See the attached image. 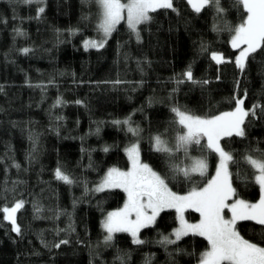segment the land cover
<instances>
[{
  "label": "trees",
  "instance_id": "trees-1",
  "mask_svg": "<svg viewBox=\"0 0 264 264\" xmlns=\"http://www.w3.org/2000/svg\"><path fill=\"white\" fill-rule=\"evenodd\" d=\"M173 2L175 11L160 9L138 26L139 40L121 21L103 48L85 49L87 38L101 34L98 0H46L38 18L36 4L0 0V264H196L209 247L204 237L189 234L175 244L160 243L178 225L174 209L141 229L145 243L116 233L105 244L103 219L123 205L126 194L93 191L111 167H129L125 150L135 141L141 160L165 175L177 193L214 176L219 157L206 139L187 152L177 150L186 129L173 107L213 116L234 109V98L244 93L246 109L261 106L246 118L243 137L221 139L236 161L229 170L237 197L248 202L260 197L257 173L245 157L264 154V54H253L243 71L234 62L238 50L231 47L234 33L225 22L230 28L243 22L238 0H221L222 16L211 8L196 13L187 0ZM17 29L25 35H17ZM24 48L31 51L25 54ZM213 52L226 62L217 64ZM189 67L194 80L208 83L184 79ZM124 120L139 134L114 123ZM158 135L174 144L171 156L155 150ZM196 156L207 160L205 176L189 179L173 171L190 166ZM57 167L74 182L56 179ZM21 199L18 235L2 209ZM186 214L191 220L200 217L192 209ZM236 228L264 246V226L239 221ZM65 239L68 244L54 247Z\"/></svg>",
  "mask_w": 264,
  "mask_h": 264
},
{
  "label": "snow or ice",
  "instance_id": "snow-or-ice-1",
  "mask_svg": "<svg viewBox=\"0 0 264 264\" xmlns=\"http://www.w3.org/2000/svg\"><path fill=\"white\" fill-rule=\"evenodd\" d=\"M23 2L38 5L37 18L45 12V7L42 5L46 0H23ZM98 3L102 9L99 31L103 33V38L99 41L86 40L85 49L103 48L108 37L122 20L126 21L128 28L139 40L138 26L150 22L151 13L160 9L176 10L173 0H98ZM187 3L196 13L211 8L215 10L217 16H222L226 11L221 5V0H187ZM238 3L245 14L243 22L234 28L228 27L225 22V27L234 33L230 41L231 47L238 50L234 62L243 71L253 54L258 51L264 54V0H238ZM16 33L25 35L19 29ZM22 51L28 54L31 50L24 48ZM211 59L217 64L226 62L222 53H211ZM183 77L194 84L208 83L206 80L200 82L194 80L191 67L183 73ZM182 82V80L178 81V83ZM246 96L247 93H244V98H234V110L207 117L191 114L188 109L172 108L178 123L186 129L185 133L178 137L177 150L184 148L187 152L189 145H199L201 140L206 139L207 147L219 157L215 175L207 179L202 186L193 187L185 194L173 191L165 175L142 162L138 143H132L126 148L130 167L127 170L117 167L108 169L101 182L93 189L95 192L121 189L127 194L123 207L107 213L102 222L106 232L105 244H110L116 233H129L134 244L145 243L139 237L141 229L154 225L157 217L165 209H174L179 227L171 234L174 239L165 236L160 243L175 244L189 234L198 235L204 237L209 245L202 253L199 264H264V246L245 239L236 228L239 221H254L264 226V154L258 158L251 155L245 157L246 162L257 173L254 178L261 192L258 202L251 203L237 197L232 183V173L229 170V165L236 161L232 153L226 151L220 143L225 137L233 135L243 137L246 118L250 115L255 116L256 109L261 107L253 105L251 109H246L244 107ZM61 103L60 99L56 101V105ZM76 103L79 104L81 101ZM114 123L129 125L128 132L133 135H138L140 132L139 128L131 127L130 120ZM154 144L157 152L172 155L173 149L161 136L154 138ZM103 150L107 152L109 149L105 147ZM15 166L19 167V165ZM207 170L206 158L194 159L188 167H173L175 173L189 179L193 174L203 177L207 174ZM55 177L66 184L74 182L60 167L56 168ZM24 204L25 201L21 199L13 206L2 209L5 214L4 219L11 223L12 231L18 235L21 234V227L17 223L16 213L24 207ZM188 209L200 214L198 223H189L185 219L184 213ZM226 211L230 213L229 217H226ZM68 243L66 239L60 240L54 247L59 248L62 244Z\"/></svg>",
  "mask_w": 264,
  "mask_h": 264
},
{
  "label": "rangeland",
  "instance_id": "rangeland-1",
  "mask_svg": "<svg viewBox=\"0 0 264 264\" xmlns=\"http://www.w3.org/2000/svg\"><path fill=\"white\" fill-rule=\"evenodd\" d=\"M101 19H102V16H101ZM101 19H100V21H101ZM123 21V20H122ZM126 22V21H125ZM100 23V22H99ZM101 32V31H100ZM103 38V33L101 32V34H100V36H98V37H96V38H87L86 40H97V41H99V40H101ZM85 40V41H86ZM84 41V42H85ZM232 110H234V109H232ZM232 110H229V111H232ZM202 117V116H201ZM163 139V138H162ZM163 140H165V141H167V143H168V146L170 147V148H174V144L172 145V143L170 142V141H168V140H166V139H163ZM133 143H137L136 141L135 142H133ZM171 143V144H170ZM220 143H221V141H220ZM132 144V143H131ZM130 144V145H131ZM129 145V146H130ZM155 145V144H154ZM128 146V147H129ZM221 146H222V143H221ZM223 147V146H222ZM199 158H202V157H193V158H191L192 160H194V159H199ZM143 162V161H142ZM145 163V162H144ZM219 163V162H218ZM129 167H130V165H129ZM128 167V168H129ZM112 168V167H111ZM118 168V167H117ZM127 168V169H128ZM121 169V168H120ZM127 169H121V170H127ZM215 175V174H214ZM105 176V175H104ZM103 176V177H104ZM103 178H101V180H102ZM101 180L97 183V185L101 182ZM96 185V186H97ZM187 193V192H186ZM126 194V193H125ZM179 194H185V193H179ZM126 198H127V194H126ZM260 198V197H259ZM259 198L256 200V201H252L251 203H255V202H258V200H259ZM239 199H242V198H239ZM126 202V199H125V201H124V203ZM231 202V201H230ZM124 203H123V205H124ZM123 205L121 206V207H119V208H115V209H113V210H110L109 212H111V211H115V210H118V209H120V208H122L123 207ZM187 211V210H186ZM186 211H185V213H184V216H185V219L189 222V223H198L199 222V220H200V217H199V219H197V220H191V219H189L188 217H187V214H186ZM108 212V213H109ZM107 215V214H106ZM106 215H105V217H106ZM225 215H226V217H229L230 216V213H228L227 211L225 212ZM105 217H104V219H105ZM103 219V220H104ZM177 227H179V221H178V225L174 228V229H176ZM174 229L171 231V233L168 235V237H170V238H173L174 239V237H172L171 236V234L173 233V231H174ZM105 232V231H104ZM105 235H106V232H105ZM105 237V236H104ZM261 246V245H260ZM205 252V251H204ZM200 261V260H199ZM199 261L196 263V264H199Z\"/></svg>",
  "mask_w": 264,
  "mask_h": 264
},
{
  "label": "bare ground",
  "instance_id": "bare-ground-1",
  "mask_svg": "<svg viewBox=\"0 0 264 264\" xmlns=\"http://www.w3.org/2000/svg\"><path fill=\"white\" fill-rule=\"evenodd\" d=\"M171 144V143H170Z\"/></svg>",
  "mask_w": 264,
  "mask_h": 264
}]
</instances>
